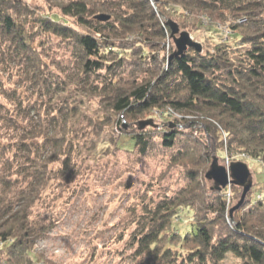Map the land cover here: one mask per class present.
<instances>
[{
    "label": "trees",
    "instance_id": "1",
    "mask_svg": "<svg viewBox=\"0 0 264 264\" xmlns=\"http://www.w3.org/2000/svg\"><path fill=\"white\" fill-rule=\"evenodd\" d=\"M262 5L255 0H71L62 5L61 17H44L36 16L21 0H0L1 58L10 59L19 71L26 70V79L39 95L45 93L52 101L57 91L35 50L32 35L36 28L40 34L73 45L80 82L96 81L99 88L102 86L99 96L117 114L122 134L132 144L127 152L148 157L159 147L156 139L161 138L163 149L180 146L177 161L200 166L187 171V185L174 196L142 207L132 235L136 264H221L229 254L242 264H264V197L254 199L252 190L231 218L233 205L227 201V190L217 191L203 178L211 163L208 147L204 146L201 161L192 156L205 144L201 138L170 126L162 133L123 130L124 121L130 117L164 107L177 114L201 113L207 119L203 125L208 135L214 131L218 135V126L222 129L225 141L218 137L216 145L218 149L225 147L232 161L242 155L264 161ZM171 6L189 12L224 8L229 15L249 21L245 27L234 24L228 29L229 33L239 29L248 32V37L238 35L236 39L240 40L238 46L249 48L243 55L229 44L218 46L215 53L189 50L171 63H158L152 55L159 68L156 74L125 79L120 72L127 59L120 58L117 63L109 57L117 48L116 39L140 35L141 43L154 49L158 43L153 34L158 32L160 41L165 37L161 17L175 14L170 12ZM103 12H111L114 17L110 16L108 22L96 20ZM69 18L88 32L72 28ZM16 106L18 115L24 112L20 100ZM24 110L26 115L21 120L14 115L0 117L4 130L2 135L0 132V264H44L37 261L34 251L37 243L50 234L52 225L40 214L33 219L37 203L53 183L70 185L79 177L74 166L76 150L69 147L71 140L67 139L70 132L59 125L62 110L53 115L55 111L46 108L47 120L40 124L32 116L37 113L41 117L44 107L36 102ZM57 164L61 165L59 171L53 170ZM185 213L191 220L183 233L179 227Z\"/></svg>",
    "mask_w": 264,
    "mask_h": 264
},
{
    "label": "rangeland",
    "instance_id": "2",
    "mask_svg": "<svg viewBox=\"0 0 264 264\" xmlns=\"http://www.w3.org/2000/svg\"><path fill=\"white\" fill-rule=\"evenodd\" d=\"M21 1L36 16L61 17L62 5L71 0ZM255 2L263 4L259 16L262 19L264 0ZM169 10L177 16L161 17L165 37L160 41L157 38L158 32L153 34L158 43L154 49L142 44L140 35L132 34L116 39L117 48L109 57H114L117 63L120 58L127 59L120 72L125 79L130 81L137 76H151L155 73L159 68L152 55L157 57L158 63L170 59L176 46L171 28L167 25L168 20L177 23L182 32H188L195 42L202 45L201 54L215 53L216 48L224 44L238 50L239 55H243L249 48L238 46L240 40L236 39L238 35L248 37V32L243 29L228 32L232 25L245 27L249 25V21L246 23L240 17L229 15L224 8L220 11L189 12L181 7L171 6ZM102 14L114 17L111 12ZM68 24L78 31L88 32L86 28H79L74 19L69 18ZM33 31L35 50L42 59L46 76L54 84L57 95L52 101L45 93L39 95L34 85L26 79V70L19 71L14 62L8 58L2 59L0 55V117L14 115L13 117L19 116L21 120L22 115H26L24 108L38 102V106L44 107L42 116L33 113L35 116L32 117L40 124L47 120L46 108L53 109V115L60 114L58 109H61L59 125L66 126L65 131L70 132L67 139L71 140L69 147L76 150L77 162L74 166L79 173L73 184L53 183L37 203L33 219L40 214L39 217L46 218L52 225V231L37 243L34 255L39 263L44 264H136L132 235L136 227L134 222L141 216L142 207L174 196L187 185V171H196L200 166L177 161L180 146L172 150L163 149L161 138L156 139L159 147L148 157L127 152V149H132V144L122 134L117 114L111 111V107L103 100L104 97L99 96L102 86L99 88L100 84L96 81L89 84L80 82L79 63L73 45L53 35L40 34L37 28ZM232 33L233 36L227 39L228 34ZM235 63L239 64L238 61ZM94 83L96 84L93 85ZM18 100L22 103L21 111H24L20 115L15 112ZM137 120L153 121V126L145 129L162 133L170 126L185 134L193 133L194 138H201L205 144L192 152V156L198 162L201 161V157H204L202 150L204 146L208 147L211 163L203 178L209 187H214V184L207 181L205 176L215 155L219 164L226 168L232 163H245L253 177L252 196L254 199L264 197V161L249 159L243 155L240 156L241 159L232 161L225 147L217 148L216 138L225 141L220 126L217 125L218 135L215 131L213 135L206 133L207 129L203 125L207 121L205 115L188 112L177 114L164 107L148 111L137 118L130 117L124 121L126 125L123 130L127 133L139 130ZM1 129L2 124V135L4 130ZM117 141L119 145L116 144ZM224 158L225 161L222 160ZM60 166L57 164L53 170L59 171ZM225 190L228 203L235 207L241 200L243 189L232 185ZM190 220L187 213L182 214V225L179 227L181 232L188 231ZM221 264H242V261L229 254Z\"/></svg>",
    "mask_w": 264,
    "mask_h": 264
},
{
    "label": "water",
    "instance_id": "3",
    "mask_svg": "<svg viewBox=\"0 0 264 264\" xmlns=\"http://www.w3.org/2000/svg\"><path fill=\"white\" fill-rule=\"evenodd\" d=\"M111 19L109 15L101 14L96 17L100 22H108ZM167 25L171 28L172 38L176 46L175 52L171 55L169 63L175 58L184 56L189 50H195L199 53L203 51L200 43L195 42L191 35L186 31H181L179 25L171 20L167 21ZM153 121H141L137 124L139 130H143L148 126H153ZM173 125H171L172 127ZM206 180L214 184L217 191L225 190L229 186H237L243 189L240 202L231 209L230 216L242 208L245 200L253 188V177L249 167L243 162L232 163L229 168L221 166L219 159L214 155L212 165L206 174Z\"/></svg>",
    "mask_w": 264,
    "mask_h": 264
},
{
    "label": "built area",
    "instance_id": "4",
    "mask_svg": "<svg viewBox=\"0 0 264 264\" xmlns=\"http://www.w3.org/2000/svg\"><path fill=\"white\" fill-rule=\"evenodd\" d=\"M171 112V111H170ZM176 115V114H175Z\"/></svg>",
    "mask_w": 264,
    "mask_h": 264
}]
</instances>
